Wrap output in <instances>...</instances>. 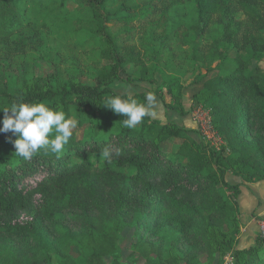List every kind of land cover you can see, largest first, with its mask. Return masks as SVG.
Instances as JSON below:
<instances>
[{"label":"trees","instance_id":"trees-1","mask_svg":"<svg viewBox=\"0 0 264 264\" xmlns=\"http://www.w3.org/2000/svg\"><path fill=\"white\" fill-rule=\"evenodd\" d=\"M236 12L243 13L248 25L253 26L252 32L256 34H250L248 40L253 41L255 48L264 50V0H0V46L12 48L16 42L15 47L21 49L22 45L33 43L47 62L62 63V59L71 58L73 64L83 66L86 60L88 72L80 76L84 73L80 70L79 75L71 76L67 82L58 75L31 79L23 76L24 87L19 94L11 93L8 81L0 77V108L14 102L45 103L56 98L58 106L45 104L76 118L78 127L85 129L82 139L73 133L59 155L41 151L26 160L15 155L12 144L10 158L18 157V161L10 163L11 160L0 158V229L26 240L42 239L36 224L38 217L52 219L64 204L87 212L88 200L107 210L106 200L101 198L103 189L119 184L124 189L134 185L137 203L143 209L151 210L152 198L162 191L170 199L175 214L183 219H190L204 209L226 217L228 206L218 187L241 195V185L231 186L228 174L245 176L248 183L264 181V73L249 58L220 54L225 36L229 44H234L242 28L240 24L232 34L219 33L205 50L195 38L219 27L213 21L216 13L229 16ZM156 14L157 23L147 27L144 23ZM134 22L141 25L138 37L144 48L148 42L150 51L165 52L168 45L182 36L191 45L189 53L193 61L202 64L209 74L218 73L212 78L201 77L200 80L205 77L207 80L193 100L195 108L209 105L213 126L226 140L229 156L225 151L198 144L188 135L190 130L176 123L161 124L149 117L130 130L122 123L126 117L103 106L115 94L112 85L122 79L126 62L137 60L136 45L128 47V42L121 39L126 33L130 34L128 41L134 40L137 29L128 26ZM159 22H163L162 26ZM160 29H165L161 44L157 40L161 39ZM220 29L224 33L228 30ZM63 47L66 55L60 53ZM183 53L187 55L188 51L183 49ZM217 60L220 63L214 66ZM105 61L111 64L106 65ZM85 76L95 83L83 82ZM141 80L155 83L153 79ZM54 82L58 89L54 88ZM187 88L176 89L172 85L164 95L154 94L167 109L185 116L182 101ZM145 94H136L137 101L146 102ZM253 119L259 123L261 140L249 143L244 138ZM12 135L0 133V145ZM170 144L171 150L165 151ZM104 147L111 149L110 162L100 155ZM117 197L111 199L114 210L125 217L133 209L125 193ZM121 225L118 221L117 229ZM118 236V232L106 234L99 247L88 252L87 264H106L108 256L113 258V264H122ZM144 244L147 243L139 239L135 247L142 249ZM263 254L264 235L257 238L255 246L236 251L234 259L236 264H263L264 260L259 261ZM21 261L29 263L26 258H16L9 264ZM184 263L199 264L193 257L185 258ZM146 264L156 263L146 258Z\"/></svg>","mask_w":264,"mask_h":264},{"label":"rangeland","instance_id":"rangeland-1","mask_svg":"<svg viewBox=\"0 0 264 264\" xmlns=\"http://www.w3.org/2000/svg\"><path fill=\"white\" fill-rule=\"evenodd\" d=\"M70 8L75 9V5H71ZM135 13L127 15L135 16ZM157 19V14L153 15L144 24L146 26L154 25L157 23ZM213 21L219 27L211 29L209 34L204 37L195 38L199 47L205 50L207 45L213 43L215 37H218L219 33L232 34L236 32L237 26L240 24L242 28L237 33L234 44H229L228 38L225 36L220 54L222 57L228 54L233 57L249 58L253 65L259 67L264 73V50L255 48L253 41L248 40L250 34L256 33L252 32L253 26L248 25L245 15L241 12L229 16L216 13ZM159 23L158 25L162 26L163 22ZM128 26L137 29L133 35L134 40L128 41L130 34L126 33L121 35V39L123 42L124 40L128 42V45L126 44L128 47L136 45L137 60L126 62L125 71L121 73V81L136 85L137 92L146 91L145 93L151 92L153 95L155 92H161L164 95L168 86L172 85L176 89L188 87L183 98L185 97L187 104L190 105L189 114L195 128L184 129L190 130L188 135H193L192 139L198 144L214 148L217 151H225V155L229 156L230 150L226 140L217 133L213 126L209 105H200L195 108L193 100V97L203 90V83L207 80L206 77L200 80L201 77L208 75L207 77L212 78L218 73L209 74L202 64L193 61L192 53H189L191 45L186 44L182 36L178 42L168 45L166 47L168 50L165 52L157 49L154 53L147 49L150 47L148 42H146L145 48L141 45V40L138 37V29L141 28L139 22ZM222 27H227L228 30L224 33L220 29ZM164 30H158L160 34L158 37L162 39L157 38L159 44L165 40ZM223 36L219 37L220 40L223 39ZM13 44L16 46V42ZM15 46L12 48L8 45L0 46V77L8 81L11 93L19 94L21 92L24 87L21 82L23 76L31 79L58 75L61 81L67 82L71 76L79 75L80 70H84L80 76L88 73L85 68L86 60L83 66L73 64L70 61L71 58L62 59V63L47 62L41 58L39 50L34 48L33 43L25 47L22 45L21 49H17ZM183 49L188 51L187 55L183 53ZM60 53L66 55V47L61 48ZM218 63H220L219 60L215 62L214 66ZM104 64L111 63L105 61ZM141 79H153L155 83ZM82 81L89 85L95 83L87 76L82 77ZM29 87L33 88V84L30 83ZM54 88L58 89L55 82ZM112 89L114 91L113 87ZM156 98L159 97L156 96ZM165 98L170 101L168 95ZM159 101V104L168 110L163 101L161 99ZM45 103L59 105L56 98L49 99ZM3 119L4 113L0 111V127H2ZM73 119L78 122L76 118ZM84 131L85 129L77 127L74 133L78 139H82L85 135ZM259 135H261L259 123L253 119L247 126L244 139L249 143L258 142L261 140ZM10 138L14 141L18 139V136H9L1 143L0 158L4 161L11 160L10 163H16L18 157L10 158L13 157V143L10 142ZM172 145L170 144L164 150L170 151ZM180 162L182 161L180 160ZM227 181L231 186L241 185L240 189L242 192H247L250 200H247L246 197L242 200L234 191L220 185L218 188L222 193L224 203L228 206V215L226 217L220 213L213 215L209 210L204 209L200 214L194 215L190 219H183L175 214L170 199L162 191L152 198L153 206L149 210L143 209L137 203L138 192L134 185H129V189H124L122 184L114 188L107 186L103 189L101 196L106 200L107 210L88 200L90 207L87 212L73 205L64 204V206L60 205L54 218L38 217L36 224L43 236L42 239L26 240L12 236L0 229V264H9L16 258L20 260L26 258L29 261L28 264H63L65 261L87 264L88 252L98 248L106 234L116 232L119 234L118 244L121 249L119 257L122 264H146V258H150L156 264H185L184 259L189 257H193L199 264H236L234 259L236 251L255 246L257 238L264 235V183L249 184L246 182L245 176L237 177L232 173L227 175ZM122 193H125L133 209L125 217L114 210L115 207L111 201L112 197L118 199L117 196ZM250 201H254V204ZM150 214L152 216H149ZM118 221L122 222L120 229L116 227ZM137 228H139L138 232ZM139 239H143V242L147 243L142 249L135 247ZM263 260L264 254L259 258V261ZM105 262L113 264V258L108 256ZM20 264L26 263L21 261Z\"/></svg>","mask_w":264,"mask_h":264},{"label":"clouds","instance_id":"clouds-1","mask_svg":"<svg viewBox=\"0 0 264 264\" xmlns=\"http://www.w3.org/2000/svg\"><path fill=\"white\" fill-rule=\"evenodd\" d=\"M115 94L108 97L103 106L117 115L126 117L123 126L135 129L146 118L155 115L156 97L151 92L145 94L144 103L138 102L129 85L116 83ZM4 113L0 133L12 132L18 139L11 140L16 149L15 155L23 159H31L44 151L59 155L73 137L78 122L66 116L59 109L49 107L44 102H14L10 106L0 108ZM100 155L111 160V149L104 147Z\"/></svg>","mask_w":264,"mask_h":264},{"label":"crops","instance_id":"crops-1","mask_svg":"<svg viewBox=\"0 0 264 264\" xmlns=\"http://www.w3.org/2000/svg\"><path fill=\"white\" fill-rule=\"evenodd\" d=\"M116 83H120L122 85L126 84L129 85L131 87V90L133 91L134 94H140V93H145L146 91L143 92H137L136 90L138 89V87H136V85H132L129 83H123L121 80H117L113 83V88L114 85ZM156 97V96H155ZM157 103H156V107H155V115L152 116V118H154L155 120L161 122L162 124H167L168 122L170 123H176L178 124L180 127L183 128H187V129H194L195 125L193 123V120L189 114L190 112V105L187 104V101L185 100V97L183 98V109L185 112V116L181 115L179 112L174 111V110H165L160 104H159V98H156ZM169 102V101H167ZM190 137L194 138L193 135H190ZM230 175V174H229ZM259 183H264V182H259ZM250 184V183H249ZM241 199L243 200L245 197L247 198V200H250V197L247 195V192H242L241 190V195H240ZM249 203V202H248ZM250 203L254 204V201H250Z\"/></svg>","mask_w":264,"mask_h":264}]
</instances>
